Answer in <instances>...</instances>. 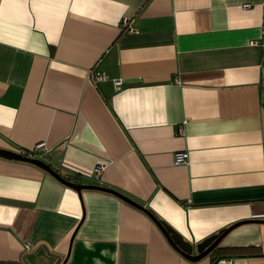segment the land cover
Here are the masks:
<instances>
[{"label": "crops", "instance_id": "1", "mask_svg": "<svg viewBox=\"0 0 264 264\" xmlns=\"http://www.w3.org/2000/svg\"><path fill=\"white\" fill-rule=\"evenodd\" d=\"M41 142L54 168L191 243L264 220V0H0V148ZM56 256L264 264V223L191 261L119 196L0 156V264Z\"/></svg>", "mask_w": 264, "mask_h": 264}, {"label": "water", "instance_id": "2", "mask_svg": "<svg viewBox=\"0 0 264 264\" xmlns=\"http://www.w3.org/2000/svg\"><path fill=\"white\" fill-rule=\"evenodd\" d=\"M0 156L7 158V159H15L20 160L24 162H29L34 165L39 166L40 168L47 171L49 174L54 176L56 179H58L60 182L64 183L65 185L77 190L79 193L82 192V190L85 189H94V190H101L105 192L113 193L126 202L132 204L133 206H136L140 209H142L144 212H146L152 220L158 225V227L161 229V231L164 233V235L167 237L171 245L178 250L184 257H186L188 260L191 261H199L206 256L212 254L221 244L223 238L230 233L232 230H234L236 227L247 223V222H260L264 223V220H247L238 222L236 224H233L232 226L222 230L221 232L214 234L208 238H206L204 241L194 244L189 241H187L182 234H180L177 230H175L169 223H167L164 220L159 219L151 210H149L144 205L140 204L139 202L129 198L128 196L122 194L121 192H118L117 190H114L113 188H109L106 186H100V185H94V184H83L81 182H72L67 180L58 170H56L50 162L47 160L38 158V157H32L26 154H23L21 152H16L12 150H6L0 148ZM49 256H55V254H48ZM57 260L54 264H66L65 260L63 261L61 257L56 256ZM27 264H32L30 262H27ZM37 264H45L43 262V259H40Z\"/></svg>", "mask_w": 264, "mask_h": 264}, {"label": "built area", "instance_id": "3", "mask_svg": "<svg viewBox=\"0 0 264 264\" xmlns=\"http://www.w3.org/2000/svg\"><path fill=\"white\" fill-rule=\"evenodd\" d=\"M258 42H253V44H257ZM92 78L95 80H102L106 78L104 73L93 75ZM120 83V81H118ZM50 151V148L47 146L46 143H39L35 146L32 150H23L21 153L32 156V157H38L44 160H47V154ZM188 153L187 152H178L176 154V161L178 163H185L188 161ZM216 264H234L233 259L231 258H221L217 261Z\"/></svg>", "mask_w": 264, "mask_h": 264}, {"label": "trees", "instance_id": "4", "mask_svg": "<svg viewBox=\"0 0 264 264\" xmlns=\"http://www.w3.org/2000/svg\"><path fill=\"white\" fill-rule=\"evenodd\" d=\"M56 170H58L67 180L72 181V182H80V176L79 175H71L69 173H64L61 169L59 168H55ZM228 251H232L234 252V250H228Z\"/></svg>", "mask_w": 264, "mask_h": 264}]
</instances>
